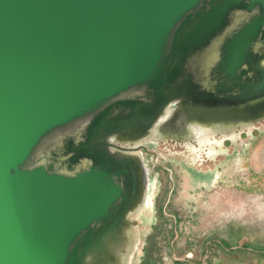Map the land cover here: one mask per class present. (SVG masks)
Returning <instances> with one entry per match:
<instances>
[{"label": "water", "instance_id": "obj_1", "mask_svg": "<svg viewBox=\"0 0 264 264\" xmlns=\"http://www.w3.org/2000/svg\"><path fill=\"white\" fill-rule=\"evenodd\" d=\"M171 104L264 106V0H0V264H122Z\"/></svg>", "mask_w": 264, "mask_h": 264}, {"label": "rangeland", "instance_id": "obj_2", "mask_svg": "<svg viewBox=\"0 0 264 264\" xmlns=\"http://www.w3.org/2000/svg\"><path fill=\"white\" fill-rule=\"evenodd\" d=\"M177 105L117 144L146 173L122 264H264V106L193 126Z\"/></svg>", "mask_w": 264, "mask_h": 264}, {"label": "bare ground", "instance_id": "obj_3", "mask_svg": "<svg viewBox=\"0 0 264 264\" xmlns=\"http://www.w3.org/2000/svg\"><path fill=\"white\" fill-rule=\"evenodd\" d=\"M178 106V105H177ZM178 108V107H177ZM176 108V109H177ZM203 114H205L204 116H207V117H210L211 116V114H207V113H200V115H203ZM223 114V113H222ZM169 115V114H168ZM179 116V115H178ZM214 117H216V116H219L218 114H214L213 115ZM180 119V118H179ZM263 119V118H262ZM232 120V119H231ZM237 120V119H236ZM183 121V120H182ZM184 121H185V119H184ZM227 123V122H226ZM160 124V123H159ZM250 124V123H249ZM260 124V123H259ZM197 125H199V124H197ZM188 126H189V124H188ZM212 126V125H211ZM217 126V125H216ZM190 127H192V126H190ZM204 127V126H203ZM158 128V127H157ZM217 128V127H216ZM179 129V128H178ZM191 129V128H190ZM195 129V128H194ZM249 129V128H248ZM193 130V129H192ZM212 130V129H211ZM218 130V129H217ZM188 131H190V130H188ZM237 131V130H236ZM193 132V131H192ZM220 132V131H219ZM158 134V133H157ZM195 134V133H194ZM227 134V133H226ZM232 134H234V133H232ZM235 135V134H234ZM155 137V136H154ZM215 137V136H214ZM157 138V137H156ZM192 138V137H191ZM207 138V137H206ZM209 139V138H208ZM219 139V138H218ZM112 140V139H111ZM211 140V139H210ZM186 141V140H185ZM190 141V140H189ZM193 141V140H192ZM214 141V140H213ZM156 142V141H155ZM160 142V141H159ZM166 142V141H165ZM214 142H216V141H214ZM219 142V141H218ZM164 143V142H163ZM213 144V143H212ZM113 146V145H112ZM201 146V145H200ZM143 167V166H142ZM137 206V205H136ZM134 207L133 209H131V211L129 212V214H128V219L130 218L131 219V216H132V213L134 212V210L137 208V207ZM142 215V214H141ZM130 221H132V219L130 220ZM130 233V232H129ZM128 237H129V235H128ZM113 241H114V238L113 239H107L106 240V246H107V248L109 249L110 247H112V245H113ZM138 242V241H137Z\"/></svg>", "mask_w": 264, "mask_h": 264}, {"label": "flooded vegetation", "instance_id": "obj_4", "mask_svg": "<svg viewBox=\"0 0 264 264\" xmlns=\"http://www.w3.org/2000/svg\"><path fill=\"white\" fill-rule=\"evenodd\" d=\"M112 140H110V142H111V144L113 145L112 147H111V151L112 152H116L117 151V149H116V147H118L117 146V144L119 143V142H123V140H120V141H118V137H113V138H111ZM115 150V151H114ZM126 150V149H125ZM139 161H140V159H139ZM140 163H141V165L143 166V164H142V162L140 161Z\"/></svg>", "mask_w": 264, "mask_h": 264}]
</instances>
